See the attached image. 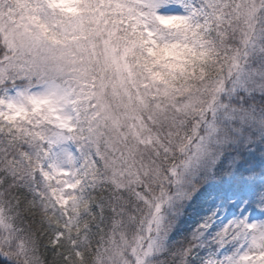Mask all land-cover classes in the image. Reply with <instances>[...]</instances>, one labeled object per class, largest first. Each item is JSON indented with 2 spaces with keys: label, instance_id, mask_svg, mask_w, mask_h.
<instances>
[{
  "label": "snow or ice",
  "instance_id": "1",
  "mask_svg": "<svg viewBox=\"0 0 264 264\" xmlns=\"http://www.w3.org/2000/svg\"><path fill=\"white\" fill-rule=\"evenodd\" d=\"M0 264H264V0H0Z\"/></svg>",
  "mask_w": 264,
  "mask_h": 264
}]
</instances>
